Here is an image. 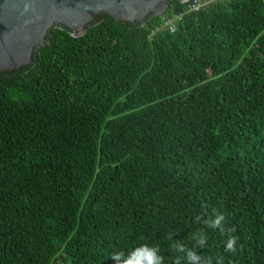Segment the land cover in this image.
I'll list each match as a JSON object with an SVG mask.
<instances>
[{
    "label": "trees",
    "instance_id": "trees-1",
    "mask_svg": "<svg viewBox=\"0 0 264 264\" xmlns=\"http://www.w3.org/2000/svg\"><path fill=\"white\" fill-rule=\"evenodd\" d=\"M197 1L0 75V264H264V0Z\"/></svg>",
    "mask_w": 264,
    "mask_h": 264
},
{
    "label": "water",
    "instance_id": "water-1",
    "mask_svg": "<svg viewBox=\"0 0 264 264\" xmlns=\"http://www.w3.org/2000/svg\"><path fill=\"white\" fill-rule=\"evenodd\" d=\"M168 6L169 0H0V75L32 65L56 27L81 37L103 15L145 26L149 16H161Z\"/></svg>",
    "mask_w": 264,
    "mask_h": 264
},
{
    "label": "clouds",
    "instance_id": "clouds-1",
    "mask_svg": "<svg viewBox=\"0 0 264 264\" xmlns=\"http://www.w3.org/2000/svg\"><path fill=\"white\" fill-rule=\"evenodd\" d=\"M220 219H223V217H219L216 224H219ZM235 243V238H230L227 242V250L235 251ZM158 253V248L144 244L127 253L122 251L113 252L110 258L114 260L116 264H162L163 258Z\"/></svg>",
    "mask_w": 264,
    "mask_h": 264
},
{
    "label": "built area",
    "instance_id": "built-area-1",
    "mask_svg": "<svg viewBox=\"0 0 264 264\" xmlns=\"http://www.w3.org/2000/svg\"><path fill=\"white\" fill-rule=\"evenodd\" d=\"M208 4H210V3H204V2L199 0V1L195 2V4H193L192 7H193L194 11H198L199 9L207 6ZM177 19L180 20V18H177ZM164 27L167 28L171 33H174L176 31L175 21L167 20Z\"/></svg>",
    "mask_w": 264,
    "mask_h": 264
}]
</instances>
